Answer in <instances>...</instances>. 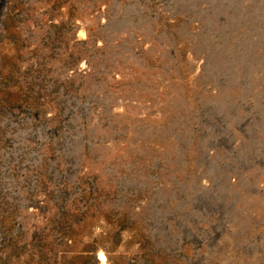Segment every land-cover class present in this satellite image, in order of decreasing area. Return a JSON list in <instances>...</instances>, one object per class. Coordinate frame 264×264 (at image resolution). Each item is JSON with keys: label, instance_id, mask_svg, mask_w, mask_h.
<instances>
[{"label": "rangeland", "instance_id": "1", "mask_svg": "<svg viewBox=\"0 0 264 264\" xmlns=\"http://www.w3.org/2000/svg\"><path fill=\"white\" fill-rule=\"evenodd\" d=\"M264 264V0H0V264Z\"/></svg>", "mask_w": 264, "mask_h": 264}, {"label": "bare ground", "instance_id": "2", "mask_svg": "<svg viewBox=\"0 0 264 264\" xmlns=\"http://www.w3.org/2000/svg\"><path fill=\"white\" fill-rule=\"evenodd\" d=\"M98 260H99V264H105V260H104L103 254H99Z\"/></svg>", "mask_w": 264, "mask_h": 264}]
</instances>
